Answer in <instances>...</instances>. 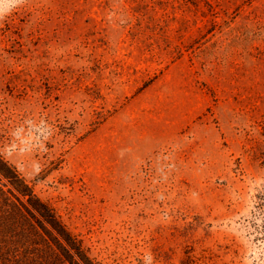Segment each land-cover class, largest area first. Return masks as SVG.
<instances>
[{
    "label": "rangeland",
    "instance_id": "374dc122",
    "mask_svg": "<svg viewBox=\"0 0 264 264\" xmlns=\"http://www.w3.org/2000/svg\"><path fill=\"white\" fill-rule=\"evenodd\" d=\"M0 152L99 264H264V0H0Z\"/></svg>",
    "mask_w": 264,
    "mask_h": 264
},
{
    "label": "trees",
    "instance_id": "16d2710c",
    "mask_svg": "<svg viewBox=\"0 0 264 264\" xmlns=\"http://www.w3.org/2000/svg\"><path fill=\"white\" fill-rule=\"evenodd\" d=\"M0 264H99L1 152Z\"/></svg>",
    "mask_w": 264,
    "mask_h": 264
}]
</instances>
